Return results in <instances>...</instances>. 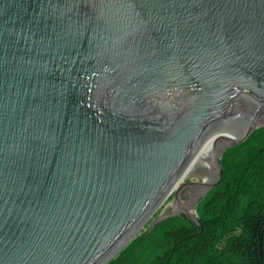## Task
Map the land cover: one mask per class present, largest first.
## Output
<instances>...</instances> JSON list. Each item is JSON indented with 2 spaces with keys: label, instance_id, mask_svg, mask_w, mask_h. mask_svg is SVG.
I'll list each match as a JSON object with an SVG mask.
<instances>
[{
  "label": "water",
  "instance_id": "obj_1",
  "mask_svg": "<svg viewBox=\"0 0 264 264\" xmlns=\"http://www.w3.org/2000/svg\"><path fill=\"white\" fill-rule=\"evenodd\" d=\"M262 126L264 0H0V264H108L187 185L200 225Z\"/></svg>",
  "mask_w": 264,
  "mask_h": 264
},
{
  "label": "trees",
  "instance_id": "obj_2",
  "mask_svg": "<svg viewBox=\"0 0 264 264\" xmlns=\"http://www.w3.org/2000/svg\"><path fill=\"white\" fill-rule=\"evenodd\" d=\"M222 165V182L199 206L201 227L171 216L145 229L108 264H262L264 126L229 148ZM261 242L264 252V229Z\"/></svg>",
  "mask_w": 264,
  "mask_h": 264
},
{
  "label": "flooded vegetation",
  "instance_id": "obj_3",
  "mask_svg": "<svg viewBox=\"0 0 264 264\" xmlns=\"http://www.w3.org/2000/svg\"><path fill=\"white\" fill-rule=\"evenodd\" d=\"M191 181H189L190 183ZM199 190L191 185L185 186L181 191V206L176 207L177 215L181 218L188 219L193 222L189 216L185 213V209H191V206L195 203V200L199 194ZM175 196V195H174ZM199 213V219L201 218ZM201 227V226H200ZM202 229V228H201Z\"/></svg>",
  "mask_w": 264,
  "mask_h": 264
},
{
  "label": "clouds",
  "instance_id": "obj_4",
  "mask_svg": "<svg viewBox=\"0 0 264 264\" xmlns=\"http://www.w3.org/2000/svg\"><path fill=\"white\" fill-rule=\"evenodd\" d=\"M224 154H225V153H224ZM223 157H224V156H223ZM222 159H223V158H222ZM222 166H223V165H222ZM223 175H224V168H223ZM223 177H224V176H223ZM218 185H219V184H218ZM218 185H217V186H218ZM217 186H216V187H217ZM216 187H215V188H216ZM211 191H212V190H211ZM211 191H210V192H211ZM210 192H208L207 195H209ZM207 195H206V197H207ZM206 197H205V198H206ZM205 198H204V199H205ZM204 199H203V200H204ZM203 200L200 201L199 206H200V204H201V202H202ZM198 210H199V207H198ZM175 216H178V215H175ZM200 219H201V218H200ZM200 219H199V220H200ZM192 223H194V222H192ZM200 223H201V222H200ZM261 223H262V222H261ZM195 224H196V223H195ZM197 225H198V224H197ZM260 225H261V224H260ZM198 226L200 227L201 224L198 225ZM259 227H260V226H259ZM263 229H264V228H263ZM202 230H203V229H201V231H202Z\"/></svg>",
  "mask_w": 264,
  "mask_h": 264
},
{
  "label": "bare ground",
  "instance_id": "obj_5",
  "mask_svg": "<svg viewBox=\"0 0 264 264\" xmlns=\"http://www.w3.org/2000/svg\"><path fill=\"white\" fill-rule=\"evenodd\" d=\"M209 177H210V176H209ZM209 177H208V178H209Z\"/></svg>",
  "mask_w": 264,
  "mask_h": 264
}]
</instances>
